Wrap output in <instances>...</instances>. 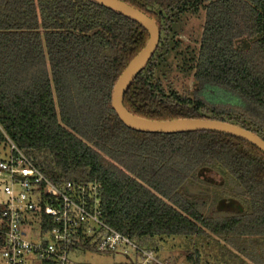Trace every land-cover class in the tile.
<instances>
[{"label":"trees","instance_id":"trees-1","mask_svg":"<svg viewBox=\"0 0 264 264\" xmlns=\"http://www.w3.org/2000/svg\"><path fill=\"white\" fill-rule=\"evenodd\" d=\"M120 1L159 29L123 96L129 113L215 120L264 140V126L196 94L229 93L264 116V0ZM200 11L198 48L183 52L180 20ZM147 39L138 24L90 0H0V144L12 143L55 186L99 183L104 223L141 248L156 254L167 238L211 237L238 264H264V155L213 132H135L112 110L113 86ZM172 55L192 77L191 96L170 80ZM203 171L222 185L187 195ZM220 198L241 211H218Z\"/></svg>","mask_w":264,"mask_h":264},{"label":"built area","instance_id":"built-area-1","mask_svg":"<svg viewBox=\"0 0 264 264\" xmlns=\"http://www.w3.org/2000/svg\"><path fill=\"white\" fill-rule=\"evenodd\" d=\"M0 160L7 202L0 206V264H70L68 252L86 246L98 252L129 249L139 264H166L102 219L100 184L55 186L9 142Z\"/></svg>","mask_w":264,"mask_h":264},{"label":"rangeland","instance_id":"rangeland-1","mask_svg":"<svg viewBox=\"0 0 264 264\" xmlns=\"http://www.w3.org/2000/svg\"><path fill=\"white\" fill-rule=\"evenodd\" d=\"M203 22V11L196 15L189 14L181 18L180 26H178L180 27L178 41L181 43L179 50L186 52L193 49V52H196ZM173 57L172 55L171 66L173 71L169 75L170 80L174 82L175 88L191 96L194 93L192 77L185 75L182 70L178 69L181 56ZM199 91H196V94L199 96L203 92L204 99L218 110L226 109L235 111V113L239 112L244 119L255 121L264 126V116L259 111L250 105L241 106L231 94L215 90L208 91L203 88ZM9 156V144H0V160H8ZM200 177L211 181L212 185L202 183L198 185L207 192L213 193L216 191L215 187L222 185L220 177L212 172H202ZM4 185L5 182L0 180V206L7 202V198L2 191ZM161 244L158 253L155 255L166 264H238L230 250H225L221 241L211 237L167 238ZM126 251L127 254H123L119 250L116 252H98L93 248L78 245L68 252V260L70 264H139L140 261L134 253L127 248Z\"/></svg>","mask_w":264,"mask_h":264},{"label":"water","instance_id":"water-1","mask_svg":"<svg viewBox=\"0 0 264 264\" xmlns=\"http://www.w3.org/2000/svg\"><path fill=\"white\" fill-rule=\"evenodd\" d=\"M138 24L148 35L144 47L129 62L116 80L111 92V108L119 121L128 129L145 134H181L193 132H213L239 139L256 148L264 155V140L240 126L208 119H176L153 121L136 117L123 106V96L146 67L159 41V29L153 19L120 0H90ZM189 196L208 195L204 190L187 185L184 188ZM218 211L240 212V205L232 199H221L216 204Z\"/></svg>","mask_w":264,"mask_h":264},{"label":"flooded vegetation","instance_id":"flooded-vegetation-1","mask_svg":"<svg viewBox=\"0 0 264 264\" xmlns=\"http://www.w3.org/2000/svg\"><path fill=\"white\" fill-rule=\"evenodd\" d=\"M203 172H210V173H211V171H203ZM200 181H201L202 184L212 185L210 180H205V179H202L201 177H200ZM197 188L202 189V188L199 187V186H197ZM202 190H204V189H202ZM204 191H205V190H204ZM205 192H206V191H205ZM206 193H207V192H206ZM207 194H208V193H207Z\"/></svg>","mask_w":264,"mask_h":264}]
</instances>
